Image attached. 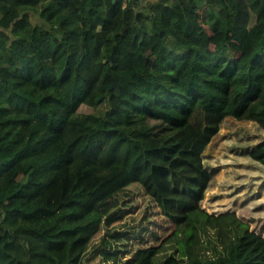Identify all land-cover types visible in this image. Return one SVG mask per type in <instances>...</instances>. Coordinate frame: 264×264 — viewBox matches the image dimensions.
<instances>
[{
    "label": "trees",
    "instance_id": "trees-1",
    "mask_svg": "<svg viewBox=\"0 0 264 264\" xmlns=\"http://www.w3.org/2000/svg\"><path fill=\"white\" fill-rule=\"evenodd\" d=\"M146 168L175 228L123 264H264V0H0V264H81Z\"/></svg>",
    "mask_w": 264,
    "mask_h": 264
},
{
    "label": "rangeland",
    "instance_id": "rangeland-1",
    "mask_svg": "<svg viewBox=\"0 0 264 264\" xmlns=\"http://www.w3.org/2000/svg\"><path fill=\"white\" fill-rule=\"evenodd\" d=\"M72 132L70 130L69 136ZM89 134L87 138L91 137ZM199 144L200 138L188 129L180 147L196 150ZM116 153L133 163L142 149L126 139L121 141ZM143 176L149 189L142 183H132L115 193V202L104 212L101 227L87 244L81 264H123L140 248L160 244L174 230L175 223L168 216L172 212L170 204H160L153 196L155 181L151 168L144 169ZM221 178L229 180L225 173ZM225 199L226 196L222 201Z\"/></svg>",
    "mask_w": 264,
    "mask_h": 264
},
{
    "label": "water",
    "instance_id": "water-1",
    "mask_svg": "<svg viewBox=\"0 0 264 264\" xmlns=\"http://www.w3.org/2000/svg\"><path fill=\"white\" fill-rule=\"evenodd\" d=\"M115 1V0H114Z\"/></svg>",
    "mask_w": 264,
    "mask_h": 264
}]
</instances>
